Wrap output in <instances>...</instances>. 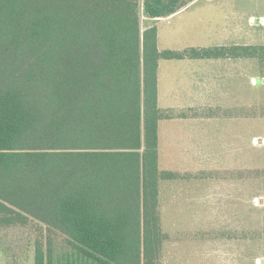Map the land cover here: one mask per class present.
Returning a JSON list of instances; mask_svg holds the SVG:
<instances>
[{
  "label": "trees",
  "instance_id": "trees-1",
  "mask_svg": "<svg viewBox=\"0 0 264 264\" xmlns=\"http://www.w3.org/2000/svg\"><path fill=\"white\" fill-rule=\"evenodd\" d=\"M194 0H142L147 18ZM140 0H0V229L43 225L92 264H160V59H264L263 46L158 52ZM180 116V115H178ZM45 248V249H44Z\"/></svg>",
  "mask_w": 264,
  "mask_h": 264
},
{
  "label": "rangeland",
  "instance_id": "rangeland-1",
  "mask_svg": "<svg viewBox=\"0 0 264 264\" xmlns=\"http://www.w3.org/2000/svg\"><path fill=\"white\" fill-rule=\"evenodd\" d=\"M238 3L241 13L254 16L248 41L264 45V0ZM139 16L142 32L150 23L142 0ZM252 59L239 61L238 110L208 114L219 122L195 130L188 123L184 130L177 124L160 129L158 167L183 176L159 182L161 226L168 235L160 264H264V59ZM40 233L45 245L43 225L0 229V264H33ZM51 240L54 264H92L61 234L52 233Z\"/></svg>",
  "mask_w": 264,
  "mask_h": 264
},
{
  "label": "crops",
  "instance_id": "crops-1",
  "mask_svg": "<svg viewBox=\"0 0 264 264\" xmlns=\"http://www.w3.org/2000/svg\"><path fill=\"white\" fill-rule=\"evenodd\" d=\"M253 18L251 14L240 12L238 0H194L170 16L148 18L150 23L146 28H156L160 53L215 48L231 50L254 46L248 41L254 31ZM239 61L253 59L233 56L192 58L188 55L181 59H160L157 105L160 111L175 117L158 123V141L161 127L163 132L167 126L177 124L184 130L188 123L187 127L195 130L201 123L219 122L216 117L206 115L229 114L233 108H239ZM243 84L247 86V79ZM185 156L181 160H186Z\"/></svg>",
  "mask_w": 264,
  "mask_h": 264
},
{
  "label": "built area",
  "instance_id": "built-area-1",
  "mask_svg": "<svg viewBox=\"0 0 264 264\" xmlns=\"http://www.w3.org/2000/svg\"><path fill=\"white\" fill-rule=\"evenodd\" d=\"M253 82L255 83V80Z\"/></svg>",
  "mask_w": 264,
  "mask_h": 264
}]
</instances>
